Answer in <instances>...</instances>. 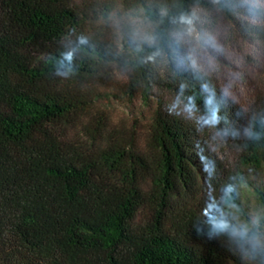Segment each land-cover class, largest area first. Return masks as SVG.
I'll list each match as a JSON object with an SVG mask.
<instances>
[{"label":"trees","instance_id":"trees-1","mask_svg":"<svg viewBox=\"0 0 264 264\" xmlns=\"http://www.w3.org/2000/svg\"><path fill=\"white\" fill-rule=\"evenodd\" d=\"M212 12L264 60V0H0V264H264V91L192 59Z\"/></svg>","mask_w":264,"mask_h":264},{"label":"rangeland","instance_id":"rangeland-1","mask_svg":"<svg viewBox=\"0 0 264 264\" xmlns=\"http://www.w3.org/2000/svg\"><path fill=\"white\" fill-rule=\"evenodd\" d=\"M202 20L192 34V59L213 74L222 89L234 98L244 101L261 94L264 60L254 56L248 43L220 14L203 13Z\"/></svg>","mask_w":264,"mask_h":264},{"label":"clouds","instance_id":"clouds-1","mask_svg":"<svg viewBox=\"0 0 264 264\" xmlns=\"http://www.w3.org/2000/svg\"><path fill=\"white\" fill-rule=\"evenodd\" d=\"M251 244L254 246V247H264V241H260L258 239H253L251 241Z\"/></svg>","mask_w":264,"mask_h":264}]
</instances>
